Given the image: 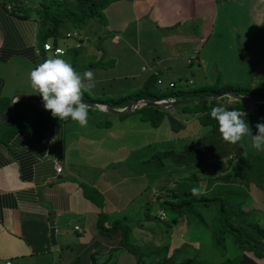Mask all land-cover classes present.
<instances>
[{
	"label": "crops",
	"instance_id": "obj_1",
	"mask_svg": "<svg viewBox=\"0 0 264 264\" xmlns=\"http://www.w3.org/2000/svg\"><path fill=\"white\" fill-rule=\"evenodd\" d=\"M36 1L0 0V112L16 92L35 95L29 73L39 62ZM263 25L264 0H110L102 8L101 22L91 19L82 27L80 34L86 39L73 37L71 44L60 46L68 61L73 52L65 46L76 48L78 66L102 60L103 66L88 68L96 81L88 93L98 96L140 86L152 71L162 79V87L168 80L185 84L184 79L193 78V68L198 81H210L217 72L223 80L244 78L237 59L239 45ZM174 107L166 110L178 116ZM120 115L89 107L84 137L75 122L58 121L43 103L25 98L12 103L0 120V264L5 259L11 264H40L50 262L55 253L53 264H86L90 252L99 257L109 251L111 256L112 249L122 248L114 243L116 238L106 240L98 233L97 213L106 212L107 222L129 217L137 207L127 208L138 189L133 173L142 171L147 161L146 156H134L124 165L111 164L128 129L143 124L138 112L132 118ZM179 115L198 121L187 111ZM113 126L117 132L109 147L84 148L89 141L104 140L102 135L92 137L93 129ZM137 148L125 146L120 156ZM96 152L108 161L99 163L94 173L90 158ZM55 162L61 166L59 172ZM154 197L155 193L150 198ZM140 233L134 230V237ZM248 263L255 260L243 250L238 264Z\"/></svg>",
	"mask_w": 264,
	"mask_h": 264
},
{
	"label": "rangeland",
	"instance_id": "obj_2",
	"mask_svg": "<svg viewBox=\"0 0 264 264\" xmlns=\"http://www.w3.org/2000/svg\"><path fill=\"white\" fill-rule=\"evenodd\" d=\"M11 1L14 4L16 2V0ZM206 2H208V0H203V3ZM29 6L31 8L33 7L32 4H29ZM88 21H90V19ZM83 26L77 27L72 23H69L68 25L66 24L65 28L68 27L71 34L57 37L56 43L59 45L71 44L74 37L72 32L82 33L84 31L82 28ZM48 41H50V39H48ZM45 54L47 59L54 57L50 50H47ZM237 59L239 66L244 67L245 76L244 78L241 77L231 81L247 82L252 89L257 83H260L264 75V25L260 29V32L257 34L255 32L249 34L245 41L240 43L239 56ZM87 62H94V66H103L101 60H87L80 65V73L88 70L85 68ZM239 71L240 69L234 70L235 73H240ZM191 74L193 75L192 83L199 82L196 80L197 74L194 68L192 69ZM187 79L188 78L184 79L186 81L185 84H188ZM157 85L159 86L161 83H157ZM140 86H128L123 92L117 94L103 93L98 96L117 97L129 90L132 92L135 89H139ZM101 87L103 88L107 86L101 85ZM149 87L151 88V85H149ZM222 99L224 100L226 97H222ZM173 107H171V109ZM247 107V109H252L254 104L252 102H247ZM161 108L163 109V107ZM164 110L167 111L166 109ZM136 112L138 111L130 110L119 114H121V117L127 116L128 118H132ZM179 112H177L178 119L183 121L184 126L179 127L177 131H172L170 129L171 127L169 126L168 117L165 112L156 125H149L148 120L143 119L142 125H136L133 128L128 129L122 137V146L117 152V157L112 158L111 164L117 165L119 163L118 165H124L134 156L142 157L154 153L152 158L145 159L147 162H144V165L139 168L142 171L133 173L137 178H134L132 182L135 183V186L138 189L131 193L128 199L131 201L127 206V208H130L134 204L137 207L133 208V211H130L129 217H131L132 220L126 224L134 225L136 222L141 221L140 223L143 224V229L136 231L142 232L143 234L140 233V235L129 238L128 240L130 247L135 250L134 253L126 250L124 247L111 250V258H116L114 264H135L138 257L140 258V264H158V258L174 257L178 259L185 256L197 258L202 262H207V264H223L221 260L222 255L216 248L213 240L212 229L217 222V210L214 207L206 210L205 206H201L198 208L199 211H197L195 216H189L183 213L185 216L183 218L178 215L179 213L177 211H175V213L170 209H164V218L158 219L154 215L156 210V199H151L154 196V193L156 194L157 190L160 192L161 190L168 192L171 189L191 190L193 187H197L201 192L218 193L230 197L243 196V199L238 203L231 205L230 209L242 216H248L252 223L264 226V152H258L251 147V136L245 137L242 140L244 143V149L238 154V156L236 155L237 153L232 157H229V154H227L221 157L215 166H213L210 161L195 162L196 164H175L168 161L166 158H161L163 161L162 165L158 164L157 156L159 155V150L175 147L181 141L189 139L194 133H196V130L204 132L208 127L202 123H200L201 125L198 124V121L195 120L185 121V118L179 115ZM107 114H109V116H114V113L107 112ZM99 116L100 113H97L96 117ZM247 123L249 124L251 133L255 135L257 131L256 125L258 123L264 124V121L256 124L251 122ZM123 127H121V129ZM128 127L129 126H127V128ZM116 132L117 127L115 126L107 129H93V131L90 132V135L94 138L102 135L104 136V140L89 141L84 144V148H92L99 144H102L107 148L113 143L111 138H113V135ZM81 133H84V137H86L85 131L80 127V134ZM125 146L138 148L133 149L137 151H127L128 153L120 156L123 154L121 150H124ZM111 150H114V148L112 147ZM105 152H107V150H105ZM247 154H252V156ZM93 156L94 157L90 158L92 161L90 167H92L94 169L93 172L96 173L99 163L107 162L108 158L100 157L98 152ZM237 157L238 159L236 161L235 159ZM246 160H253L254 163L259 165L258 171L262 172V176L255 172L248 174V171V175L246 174V176L244 170V168L246 169ZM120 161L122 163H120ZM236 162L241 165L240 169H237ZM196 165L199 166L196 170L197 174L193 177L188 176L187 172L196 167ZM226 170L228 174L224 173ZM90 189L91 188L87 187V190ZM94 196L96 198L99 197L96 193H94ZM145 199L146 201L144 202ZM140 203L142 205H140ZM144 206H148L149 209L151 219L148 222L143 221L145 219L144 216H146V213L143 212ZM131 212L133 213L131 214ZM111 216L113 215L111 214L110 217ZM104 221H107V218H105ZM136 226L139 227V222ZM159 230L162 234H156ZM152 233H154V235H152ZM262 241L264 242V238H262ZM114 243L117 244V246L120 245L117 241H114ZM223 244L227 256H232L239 252L230 238H225ZM245 251L255 260V264H264L263 259L256 258L250 254L249 251ZM98 255L99 257L105 256L102 252ZM245 256L246 259L249 257L247 254ZM57 258L58 253H55L50 262L42 260L40 264H45V262L53 264Z\"/></svg>",
	"mask_w": 264,
	"mask_h": 264
},
{
	"label": "trees",
	"instance_id": "obj_3",
	"mask_svg": "<svg viewBox=\"0 0 264 264\" xmlns=\"http://www.w3.org/2000/svg\"><path fill=\"white\" fill-rule=\"evenodd\" d=\"M110 0H37L35 4V11L39 18V35L38 43L40 48L39 62L37 66L43 63L47 58L44 55V49L42 43L50 39L52 44L56 43V38L59 36H66V32L71 33L68 27L65 25L72 23L77 27H81L90 19H96L101 22L102 8ZM63 27V28H62ZM86 39L87 35H81ZM66 50L73 52L70 55L69 62L73 68L80 73V66L77 65L76 60V48L74 46H65ZM101 60V59H97ZM96 60V61H97ZM102 61V60H101ZM94 62H87L86 69L94 66ZM158 74L155 71L150 72L144 79L139 89H135L132 92L129 90L124 94L117 97H101L93 96L88 92H85L82 99L86 102H108L111 105L122 106L127 104L130 100L137 97L148 98H163L172 96L175 99L187 98V97H199L197 101H190L176 105L174 108L177 112L187 111L191 116L195 117L199 123L207 125L208 127L204 132L199 131L194 133L189 139L181 141L177 146L172 148H163L159 150L158 164L162 165L161 158H166L168 161L179 164H189L202 161H210L215 166L217 161L229 154L236 155L243 151V141L237 144H229L221 138L218 131L217 122L210 118V111L212 107L224 106L228 110H240L244 115L246 122L258 123L264 121V102L255 103L252 109H247V102L242 99H233L225 95H221L216 98L208 97L213 94L221 93L224 91H235L238 93L249 94L257 98H264V75L260 81L254 87H251L244 81H231L223 80L219 72H217L214 78L210 81H199L192 83V79H187L188 84H175L171 81V85L165 87L158 86L156 78ZM162 80V79H161ZM167 81V82H168ZM192 83V84H190ZM155 84L157 85L155 87ZM151 85V88L149 87ZM226 97V99H222ZM90 107V106H89ZM136 110L139 116L143 119H147L151 125H156L163 113L165 112L168 117L169 126L172 130L177 131L179 127L184 126L183 121L178 119V116L174 113H169L159 106L155 105H143ZM179 110V111H178ZM247 110V111H246ZM98 121V120H97ZM106 122V120H104ZM154 153L146 156L144 159L152 158ZM252 156V154H247ZM248 157V156H247ZM238 157L235 159L237 161ZM196 164V163H195ZM246 169L245 175L250 173H257L262 176V172L258 171V166L253 160L245 161ZM237 169L241 168V165L236 162ZM199 166L190 169L187 172L188 176H195L196 170ZM228 174L227 170L224 172ZM247 174V175H248ZM246 175V176H247ZM264 188V187H263ZM264 192V191H263ZM202 195L193 196L191 190L181 189L166 192L156 191V210L155 216L158 219H163L165 215L164 209H170L177 211L180 217H185L183 213L189 216H195L198 208L205 206L206 210L215 208L217 210V222L214 225L213 240L216 248L222 255L223 264H238L240 260V254L243 250L249 251L254 257L264 260V226L254 224L249 220V217L242 216L237 212L230 209L231 205L238 203L243 199V196L230 197L227 195H220L218 193L202 192ZM153 198V199H154ZM212 205V206H209ZM159 211L163 212V217H159ZM143 212L146 213L143 221L148 222L151 218L149 215L148 206L143 207ZM176 213V212H175ZM108 218L106 212L97 213L96 230L106 240L117 239L118 243L126 250L134 253L128 242L129 238H133V230H142L143 224L139 222V227L134 225H128L127 222L132 218H112L110 221H104ZM135 221V220H133ZM156 233V232H155ZM156 234H162L159 230ZM230 238L233 245L239 252L232 256H227L224 250V239ZM158 264H207L197 258L193 257H181V258H158ZM140 258H137L135 264H140ZM114 258H111L108 254L103 257H97L95 253H89V260L86 264H114Z\"/></svg>",
	"mask_w": 264,
	"mask_h": 264
},
{
	"label": "clouds",
	"instance_id": "obj_4",
	"mask_svg": "<svg viewBox=\"0 0 264 264\" xmlns=\"http://www.w3.org/2000/svg\"><path fill=\"white\" fill-rule=\"evenodd\" d=\"M72 35L75 38L77 35L76 39L81 37L78 32H74ZM51 45L62 50L57 49L58 55L46 59L30 71V87L33 93L42 98L44 109L49 111L52 117L64 122L71 120L79 127L85 128L88 126L89 105L82 97L85 92H90L96 87L95 74L92 70H86L83 73L77 72L71 63L63 58L64 48L58 44L51 43ZM52 55L54 54L52 53ZM244 115L240 110H228L224 106L212 107L210 111V118L217 122L218 131L223 141L237 144L245 137L251 136V147L258 152H264V124L258 123L256 134L253 135ZM191 194L199 196L203 193L199 188L193 187Z\"/></svg>",
	"mask_w": 264,
	"mask_h": 264
},
{
	"label": "water",
	"instance_id": "obj_5",
	"mask_svg": "<svg viewBox=\"0 0 264 264\" xmlns=\"http://www.w3.org/2000/svg\"><path fill=\"white\" fill-rule=\"evenodd\" d=\"M221 95H225L227 97L233 98V99H242L245 101H249V102H254V103H260V102H264V98H257L254 96H251L249 94H244V93H238L235 91H224L221 93H217V94H213L210 95L208 97L211 98H216L219 97ZM18 99H29L32 100L36 103L42 104V98L39 95H33V94H27L24 92H16L15 94H13L8 102V106L2 111L0 112V120H3L7 115L8 112L11 108V105L14 101H16ZM84 100V99H83ZM199 100V97H187V98H180V99H174V98H148V97H137V98H133L132 100H130L127 104L123 105V106H116V105H111L108 102H93V103H89V102H85L90 106V107H95L99 110H103V111H107V112H112V113H122V112H126V111H130V110H134L140 106L143 105H158L163 107L164 109H169L175 105L181 104V103H186V102H190V101H197Z\"/></svg>",
	"mask_w": 264,
	"mask_h": 264
},
{
	"label": "built area",
	"instance_id": "obj_6",
	"mask_svg": "<svg viewBox=\"0 0 264 264\" xmlns=\"http://www.w3.org/2000/svg\"><path fill=\"white\" fill-rule=\"evenodd\" d=\"M66 34L68 35L69 32H66ZM72 34H74V32H72ZM77 37H78V36L76 35V38H77ZM42 46H43V48L46 49V50H51V52H52L53 54L57 53V49L62 50L61 48H59V47H57V46H52L50 42H43V43H42ZM187 61H189L188 58H187ZM189 81H190V79H189ZM156 82H157V83H161V78H159V77L156 78ZM167 84H168V85H171L172 82L168 81ZM229 157H232V155H229ZM54 169H55L56 172H59L60 169H61L60 164L57 163V162H55V163H54ZM158 216H159V217H163V212H162V211H159ZM73 228H74L75 230L81 231V228H80L77 224H74V225H73ZM2 264H11V262H10L9 259H5V260L3 261Z\"/></svg>",
	"mask_w": 264,
	"mask_h": 264
}]
</instances>
